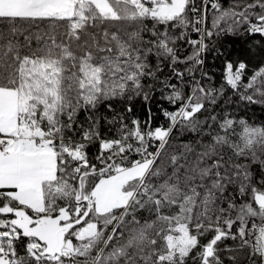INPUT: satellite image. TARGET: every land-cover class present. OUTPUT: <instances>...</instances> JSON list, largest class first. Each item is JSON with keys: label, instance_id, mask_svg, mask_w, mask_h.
<instances>
[{"label": "snow or ice", "instance_id": "snow-or-ice-1", "mask_svg": "<svg viewBox=\"0 0 264 264\" xmlns=\"http://www.w3.org/2000/svg\"><path fill=\"white\" fill-rule=\"evenodd\" d=\"M0 264H264V0H0Z\"/></svg>", "mask_w": 264, "mask_h": 264}, {"label": "trees", "instance_id": "trees-1", "mask_svg": "<svg viewBox=\"0 0 264 264\" xmlns=\"http://www.w3.org/2000/svg\"><path fill=\"white\" fill-rule=\"evenodd\" d=\"M256 111H257V113H259V111H260L259 106H257Z\"/></svg>", "mask_w": 264, "mask_h": 264}]
</instances>
